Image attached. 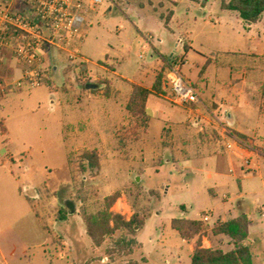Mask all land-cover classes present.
Returning a JSON list of instances; mask_svg holds the SVG:
<instances>
[{
  "label": "rangeland",
  "instance_id": "374dc122",
  "mask_svg": "<svg viewBox=\"0 0 264 264\" xmlns=\"http://www.w3.org/2000/svg\"><path fill=\"white\" fill-rule=\"evenodd\" d=\"M177 1L179 19L176 20L184 18L189 21L187 31L194 39L193 46L199 54L209 56L212 51L245 50L243 41L237 39V28L232 29L224 22L232 21L234 24L241 18L232 11H222L219 0H211L206 7L203 0L199 4L191 0ZM161 5L165 8L161 9ZM173 5V0H103L101 6L106 7L108 12L98 15L101 32L94 35V30L91 31L78 58L70 60L64 52L55 49L45 53L46 60L52 56L59 62V70L53 79L58 88L56 91L47 85L25 87L8 95L6 101H0V264H147L137 238L144 244L147 254L157 244L162 231L161 240L168 237L173 239L168 225L171 218H198L203 212L217 210L223 203L228 208L235 206L237 183L227 169L229 185L216 189V196L210 195L202 187L199 176L193 184L185 183L179 178L181 174L174 170L176 177H179L168 182L170 187L166 191L167 178L153 174V167H159L166 161L171 164L184 157L180 146L184 145L187 136H177L171 132L163 138L167 148L160 150L154 147L144 152L138 139L129 133L135 122L125 110L120 122L116 123L115 136V131H109L106 137L94 144L77 138L80 147L69 152L73 139L59 122L64 112V93L67 95L70 89L63 80L64 76L71 74L65 73L67 67L78 71L75 76L79 91L74 98L80 101L82 93L90 88L98 104L94 109L100 111L102 105L99 99L108 97L111 83L100 70L101 67L110 71L123 63L116 69L119 75L125 76L120 78L122 83L127 81L126 77L136 78L133 69L137 71L142 65L152 72L157 67L159 57L151 46L145 44L143 35L154 36L152 43L156 45L157 38L163 33L165 36L166 31L155 22L160 20L153 16L152 7L158 11V18L168 21ZM217 21H221V24ZM119 40L124 45V60L110 64L108 58L104 57L105 51L109 43L114 45ZM141 52L143 58L138 57ZM181 57L184 56L174 53L169 58L177 60ZM188 60L193 74L195 66L191 54ZM167 67L166 62L163 80ZM263 67V59L254 57V69L247 72V79L254 77V83L245 91L246 102L242 104L246 108L245 121L255 114L253 110L249 111L250 106L253 107L250 90L259 99L264 114V99L258 93ZM222 77L227 75L223 74ZM165 87L171 98L169 88ZM121 97L125 101L126 95ZM251 120L254 128L258 122L253 117ZM85 124L80 122L78 128L84 129ZM163 126L161 118L151 120L149 141H158ZM202 133L191 135L188 141L197 139L198 134L201 139L210 136ZM232 134L238 136L234 131L223 130L224 137ZM215 136L218 137V134L215 133ZM224 137L219 139L224 140ZM238 137L251 145L250 149L256 147L257 152L264 151L254 142ZM91 150L97 151L98 167H91L84 158L85 152ZM253 171L257 176L253 175ZM253 171L235 172L247 191L256 192L247 197L257 199L263 205L264 192L258 174L264 179V164L259 169L254 167ZM36 186L38 188L34 190ZM113 194H117L118 198L111 206L112 211L126 219L133 213L146 216L145 225L136 235L117 230L96 245L87 234L83 212L94 214L102 210L105 198ZM223 194H230L232 200H223ZM181 204L185 205L184 211L180 209ZM59 211L62 213L59 214ZM61 215L63 218H60ZM252 219L254 223L250 225V231H258L260 240L264 242V215L253 212ZM204 233L210 235L206 230ZM253 251L255 263L264 264V248L254 244Z\"/></svg>",
  "mask_w": 264,
  "mask_h": 264
},
{
  "label": "crops",
  "instance_id": "0c3cea01",
  "mask_svg": "<svg viewBox=\"0 0 264 264\" xmlns=\"http://www.w3.org/2000/svg\"><path fill=\"white\" fill-rule=\"evenodd\" d=\"M173 1L174 5L171 8L172 14L168 21L158 18V11L152 7L153 16L160 20L155 22L162 26L167 35L165 34L164 36L163 33L162 36L158 37L156 45L152 43L154 36L148 34L152 36V39L147 41L145 39V36L147 35H143V40L147 42L144 41L145 44L151 46L159 57L157 67L154 68L152 72H149L142 65L137 71L133 69V72L136 75L134 77L136 78L126 77L127 81L122 83L120 78L125 76L122 74L119 75L116 69L123 63H120L121 65L119 67L110 71L101 67L100 70L107 75L111 82L109 84L111 95L108 94L107 98L99 99L102 105L100 111L94 109L97 103H95L90 88L86 93H82L83 98L80 101L74 98L79 91L76 81L77 77L75 76L78 71H76V69L71 70L72 68L67 67L68 71H65V73L70 72L71 74L66 75L64 73L66 77L64 76L63 80L64 84H67L70 89L67 95L64 93V112L59 119V122L62 129L73 139L72 150L69 152L80 147L77 145V138H80L83 142H87V144H94L95 142L100 141V139L106 137L109 131H115L116 123L120 122L122 114L125 113V105L130 97L132 84H140L145 88L151 89L155 80L156 72L166 63L164 59H168L169 61L171 55L174 53H180L186 58V62L182 65L180 71L185 79L196 87L198 100L193 106L182 107L173 104L168 95V91L162 82V92H152L146 100V113L149 116V122L145 132L138 138L139 146L144 152L150 151L154 147L164 150L167 148V144L166 142H163V138L171 132H174L177 136H187L186 141L183 142L184 145L180 146V151L183 153L184 157L171 164L166 161L159 167L152 166L154 168L153 174H155L156 177L167 178L165 179V184L167 183V189L165 190L168 191L170 187L168 182L172 179L175 180L174 178L181 176L179 178L182 182H191L193 184L195 178L199 176L202 187L207 189L210 195L216 196V189L224 188L229 185L227 173H230L232 174V177L236 179L238 195L235 199V206L233 207L228 208L225 206V203H223V205L217 210H210L207 213L203 212L202 216L198 218H180L202 220L204 215H208L209 220L204 221V223L206 225L208 224L206 231H208L210 235H205V233L202 234V245L204 247L229 250L233 247L230 238L225 235L212 234L211 227L217 222L234 218L239 214H246L249 219V241L251 242L252 248L254 244H260L264 248V242L260 240L258 231H250V225L254 223V220L252 219L253 212H258L261 213V215H264V204L262 205L257 199L247 197L256 192L247 191L240 176L235 172L250 173L254 170V167L259 169L264 164V151L261 150L260 154L257 152L256 147L249 149L242 146L228 149L225 147V144L230 139V136L224 137L223 135V130H231L236 132V134L238 133L242 135V138H246L248 141L254 142V144L264 148V114L260 108V101L255 97L252 90H250L249 95L253 102V107L250 106L249 111L253 110V113L255 114H253L251 118L253 117L258 122L254 128L251 126V118L246 121L244 120L246 108L242 106V104L246 102L245 99L247 93H245V91L249 90L254 83V77L248 78L250 80L247 79V72L250 69H254L253 58H262L264 56V13L255 23L251 24H246L242 19L241 21H234V24H232V21H224L232 29H234V27L237 28V39L243 41L245 44V50H240L239 48L237 50L234 49L228 51L218 50L216 53L213 51L210 52V55L207 56L199 54L198 50L193 46L194 39L190 38L187 31L189 21H185L184 18H181V21L176 20L179 19L176 9V4L179 1ZM191 1L197 2L198 4L200 3V0ZM203 2L206 7L210 5L211 0H203ZM162 8L165 7L161 5V9ZM106 11L108 12L106 7H102L101 5L96 8L94 23L88 29L81 51L92 30H94V35L100 34L101 30L99 26L101 25V21H98V15L103 12L107 13ZM232 12L235 16H238L237 12ZM217 22L219 25L221 24V21ZM120 41L121 40L114 45L110 43L108 44V49L105 51L104 57L108 58L109 63L121 62L124 60V56H122V53L124 52L122 51L125 49ZM189 54L192 55L194 61L193 65L195 66V72H193V74V68L191 69L188 60ZM166 55L167 57H165ZM49 58L52 60H48ZM49 58L47 61L51 64V70L47 73L42 85H47L51 90L56 91L58 88H56L53 79L54 74L59 70V62L52 56ZM86 62H89V60ZM203 67L204 72L202 73V76H200V71ZM223 74L227 75V77H222ZM0 77L6 81L18 80L21 77V65L13 59L6 56L3 57L0 62ZM261 80L262 77L258 84V93ZM16 91L18 90L11 91L4 97L0 96V101H6L7 96ZM124 95H126L125 101L121 99V96ZM153 118H161L164 125L160 131L157 142L149 141L150 136L148 135V129ZM247 121L250 123H247ZM80 122L86 123L84 129L78 128ZM210 131L212 132L209 133ZM197 132L199 134L200 132H203L210 136L206 137L207 139H201L198 134L197 139L195 138L196 140L192 139L188 141V137L190 138L191 135L193 136V134H196ZM115 133L116 131L114 132V136ZM215 133L218 134V137L215 136ZM222 136L224 137V140L219 139ZM245 144L249 145L247 142ZM249 147L252 148L251 145H249ZM247 159H250L249 167L245 165ZM143 169L145 170V168ZM174 170H177L181 175L176 177L173 172ZM253 175L257 176V173L254 172ZM258 175L262 191L264 192L263 176L261 177L260 174ZM139 177L141 182V175ZM148 178H150V176ZM44 182L45 180L41 183ZM186 185L188 187V184ZM37 188V186L34 187V190H37ZM222 197L223 200L226 201L232 200L230 194H223ZM28 200L31 199L28 198ZM180 209L184 211L185 205L181 204ZM172 219L173 218L168 221V225L171 232H173V234L169 233L173 239L168 237L166 240H161L163 234L162 231L157 240V244L154 245L151 251L147 254L144 252V244L137 238L139 247L143 251L147 264H190V255L193 251L194 239L181 238L170 226ZM255 257L256 255L254 253V264H256Z\"/></svg>",
  "mask_w": 264,
  "mask_h": 264
},
{
  "label": "built area",
  "instance_id": "2783aa9c",
  "mask_svg": "<svg viewBox=\"0 0 264 264\" xmlns=\"http://www.w3.org/2000/svg\"><path fill=\"white\" fill-rule=\"evenodd\" d=\"M102 3L103 0H0V62L6 56L21 65L18 80L6 81L0 77V96L41 86L51 70L45 59L50 49L64 52L70 60L78 58L88 29L94 23L96 8ZM145 39L149 41L152 36ZM138 57L142 58L143 53ZM169 62L163 83L170 90L171 101L179 106L197 102V90L180 72L186 58L169 59ZM241 146L250 149L236 135H231L225 144L228 149ZM245 165L249 167L250 159ZM202 220L208 221V215Z\"/></svg>",
  "mask_w": 264,
  "mask_h": 264
},
{
  "label": "trees",
  "instance_id": "16d2710c",
  "mask_svg": "<svg viewBox=\"0 0 264 264\" xmlns=\"http://www.w3.org/2000/svg\"><path fill=\"white\" fill-rule=\"evenodd\" d=\"M222 10L237 12L238 16L246 23H255L264 13V0H219ZM264 61V56L262 57ZM167 63L168 59H164ZM262 80L259 85V93L264 98V67L262 68ZM164 66L156 72L152 88L148 89L140 84L133 83L130 97L126 103L128 114L134 119L135 124L129 130L134 139H138L146 130L149 116L146 113V100L150 93H161ZM204 67L200 71V76ZM242 137V135L238 134ZM84 158L91 167H98L97 151L85 152ZM118 198L117 194L107 196L104 200V208L94 214L83 212L87 234L96 245L103 238L112 235L117 230H125L130 235H136L143 228L146 216L133 213L126 219L119 213L111 210V206ZM62 211H59L61 214ZM60 218H63L62 215ZM170 226L181 238L194 239L193 251L190 255V264H254V252L249 241V219L246 214H239L234 218L217 222L211 227L214 235H225L230 238L233 247L229 250L204 247L202 234L207 225L202 220L173 218Z\"/></svg>",
  "mask_w": 264,
  "mask_h": 264
}]
</instances>
